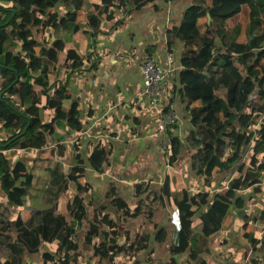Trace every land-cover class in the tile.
<instances>
[{"label": "trees", "instance_id": "obj_1", "mask_svg": "<svg viewBox=\"0 0 264 264\" xmlns=\"http://www.w3.org/2000/svg\"><path fill=\"white\" fill-rule=\"evenodd\" d=\"M115 1L100 0L101 4L94 6V12L88 15L91 33L101 29L103 14L107 18L113 15L110 7ZM125 1L120 0L119 5L124 6ZM62 2L63 13L57 10ZM155 2L132 0V7L140 10ZM245 4L249 7V17L245 41H241L240 17ZM90 8L87 0H0V123L12 129L11 135L0 139V188L11 206L19 209L11 216L8 204L0 207V264H29L25 253L42 252L43 242H57L58 248L55 253H42L39 264H76L80 233L74 223L81 225L84 220L89 225L83 234L86 244L91 245L94 239L103 236L101 243L93 246L99 263L107 260L114 264L115 256L122 251L136 257L150 247L149 231L137 233L131 239V231L127 230L126 243L119 244L118 229L103 231L95 221L91 222L80 195L66 202L69 219L57 212L56 204L29 209L23 198L33 185L30 165L23 159L11 161L4 154L17 149L46 148L59 121L76 132L84 130L77 112L78 102L66 107L70 99L68 83L62 80L50 83L43 54L64 50V33L78 30L77 11ZM203 20L204 27L200 23ZM47 28L52 31L53 41L45 38ZM7 40L10 47L4 46ZM17 41L21 47L15 52L13 45ZM179 42L183 44L181 68L173 93L180 96L187 128L183 139L178 136V125L170 131L173 146L168 161L173 166L182 153L188 152L193 169L208 165L210 171L220 165L229 176L214 191L210 180L206 181L207 188L191 191L176 189L174 177L167 174L158 189L150 182L135 185L136 195L149 198L154 193V199H161V203L170 201L178 208V241L169 247L170 259L160 264H209L205 255L213 251V236L221 231L232 208L244 218L245 226L257 218L246 211V200L239 193L252 189L254 194H259L264 184V0H191L183 9L180 21L167 34L168 47ZM49 44L55 50L48 49ZM66 55L72 61L68 65L71 73L77 71L81 57L74 50H68ZM36 86L42 88L41 93ZM41 94L47 98L42 106ZM48 112L50 116L46 117ZM78 145L75 141L71 146L76 147L73 150L76 162L67 169L62 191L67 198L70 181L76 183L79 194L88 191L80 183L86 170ZM68 151L62 143L50 149L53 156L65 158ZM89 162L95 169L108 166V152L101 143L94 147ZM48 170L63 172V163ZM223 187L227 189L220 190ZM141 200L134 213L126 200L113 201L125 215L138 216ZM21 209L27 213L26 217ZM153 213L150 210L148 216ZM167 236V228L162 227L155 240L162 244ZM2 256H7L4 261Z\"/></svg>", "mask_w": 264, "mask_h": 264}, {"label": "crops", "instance_id": "obj_2", "mask_svg": "<svg viewBox=\"0 0 264 264\" xmlns=\"http://www.w3.org/2000/svg\"><path fill=\"white\" fill-rule=\"evenodd\" d=\"M87 1L90 3L91 8L77 11L76 25L78 26V30L68 31L63 35L65 44L64 50H56L54 53L45 54L51 57L48 63L44 61L49 67L50 83L58 80L68 83L67 88L70 93V99L66 101V107L68 109L73 101L78 102L77 112L81 115V122L85 127L83 131L76 132L75 130H71L64 121L58 122L55 133L51 136V143L46 148L49 149L50 152L51 147L56 146L58 143H62L66 146L67 151H69L66 158L53 156L50 152L51 157L55 160V166L59 163H63L64 169V165H67L66 162L70 163L68 166L76 162V157L73 155V150L76 147L71 146L73 142L78 141L80 145L77 147L82 155L81 159H83L86 170L80 182L83 184V187L89 188V194L86 190L82 195L77 192L75 195L83 196L85 204L88 207L87 212L90 211L89 205H105L104 201H102L105 197V193L103 195L100 193L103 189V183L96 184V180L113 178L112 181L115 183L116 179L114 178H119L122 180L123 185L132 182V185L135 186L139 183L150 182V184L154 186L156 181H161L162 184L165 180V176L170 174V178L172 176L175 179V186L179 182V177L185 179L189 176L190 186H192L189 190L198 191L199 189L207 188L206 181L208 180H202L203 177L201 175L196 176V172L199 168L205 169L206 167L207 170V165L193 169L189 159L188 171H182V173L178 171L180 170L179 168H182L181 163H183V158H189V155L186 156L184 154L185 152L178 158L177 162H180L178 169H176V167L167 169L164 171V174L161 175L163 166L166 163L170 164L168 161L169 157L159 149V137L154 135L153 132L158 120L167 111V107H164L159 114L145 102L142 95V76L138 67L140 61L147 57L153 58L167 68L170 67L171 87L165 91L163 99L166 103H172L179 111L182 121L177 124L179 127L178 136H181V139H183L187 128L184 119V107L181 103L179 94L177 92L173 93V87L177 86V72L181 68L180 59L183 44L179 42L172 48L168 47L167 34L175 25V22L180 21L182 11L186 8L187 4H182L184 0H156L155 3L149 4L140 10H133L132 0L125 1L126 3L124 6L119 5L120 0H116L114 3L115 5L110 7V11H113V15L107 18L106 14H103L101 29L91 33L92 28L89 24L88 15L90 12H94V6L101 4V2L100 0ZM64 4L65 3L62 2V5L57 7V10L61 13L64 12L62 8ZM244 10H247L249 14L248 5H243L241 13V16L243 15L242 19H245L243 14ZM242 19H240V21L243 30L239 39L245 41V37L243 38V36H245L247 23L244 24ZM45 30V38L49 42L53 41L51 29L47 28ZM9 45L10 41L7 40L4 46L10 47L11 45ZM20 47L21 43L17 41L13 45V50L17 52L20 50ZM48 49L55 50V47L49 44ZM68 50L76 51L82 61L77 71L73 73H71V70L68 68V65L72 61L66 59ZM170 53L173 54L175 60L172 66L168 65V55ZM1 59L3 60L4 56H1ZM55 68L57 69L56 74L52 72ZM1 81L2 78L0 76V85ZM39 92L41 93V91ZM41 98L42 106L46 103L47 98L42 94ZM49 112L46 114V117L47 115L50 116ZM51 117L53 118V114ZM2 127L7 133L11 132L9 131L10 128ZM171 131L173 132L174 128H172ZM0 139H2V136H0ZM98 143H101L108 152L109 164L102 169L93 168L89 162V156ZM141 163L150 165L158 164L159 167L157 168H160L161 171H157V174L154 173L153 175V172H155L153 170L156 168H144V175L141 176V167L136 165H141ZM175 165H177V163ZM65 178L67 179L66 174ZM33 179L35 181V177ZM72 183L73 181H70L68 184L69 196L68 198L66 197V202L68 199H72L75 196L72 194V196H70ZM122 184L120 186L123 187ZM226 188L227 187H225V190ZM134 194L136 195V192ZM259 205L262 206V208L259 206L256 209H259L258 213L254 215V217L257 218L251 222H253L255 226L259 225L260 228H263L260 230L262 231L264 230V206L262 204ZM26 206L29 209L31 207L39 209L51 207ZM57 207V212L63 215V212L68 210L66 203L63 210L59 208V205H57ZM18 211L19 209L15 208L14 214L12 213L11 216H15ZM20 211L22 216L26 217L27 213L25 210L21 209ZM235 213L238 215L237 211H235ZM84 227H86L84 231L85 234L88 226ZM223 228L224 225L221 231ZM259 233V238L261 239L263 232ZM80 237L77 238L80 250L77 254L78 259L76 264H104L98 262V257L94 254V248L90 247V244H86L85 241L82 240L83 236L81 237L82 239ZM101 241V238L97 237L93 240V246H98ZM260 242L262 245V241ZM57 248V242H43L41 247L42 252L37 254L25 253L24 257L28 259L29 264H39L41 263L42 253H55ZM262 250V246H259L258 251L261 252ZM6 257L7 256H2V260L4 261ZM117 257L118 256H115V259H117ZM205 258L209 264H233L223 257L217 261L215 259L217 255L214 250L205 255ZM115 264L120 263L115 262ZM235 264L240 263L235 261Z\"/></svg>", "mask_w": 264, "mask_h": 264}, {"label": "rangeland", "instance_id": "obj_3", "mask_svg": "<svg viewBox=\"0 0 264 264\" xmlns=\"http://www.w3.org/2000/svg\"><path fill=\"white\" fill-rule=\"evenodd\" d=\"M186 2L184 0L182 4L188 5L190 0H186ZM243 14L245 16V19H242L243 15L240 17V19H242L243 23L245 24L248 20V11L244 10ZM200 23L201 26L204 27L205 21L203 20ZM244 37L245 36H243V38ZM40 49L41 46H39L38 48L39 52L41 51ZM43 57L46 63L51 60V57L49 55L43 54ZM52 72L56 74L57 69H53ZM36 88L41 91L40 86H36ZM1 124L2 122L0 123V126ZM9 131L11 132L7 133L5 130H3V127L1 126L0 136H2V139H5L6 137L12 134V129H10ZM4 154L7 158H10L11 161L14 162L18 159H23L30 165V170L34 174L35 181L33 179L32 187L30 188L28 194L25 195L23 198L24 205L48 207L57 204L59 205L60 209H64L66 203V196L65 193L62 191L63 187H65V174L67 173V169L70 167L68 166L70 163L66 162L67 165H64V170L62 173H58L56 171L52 173L51 171H48V168H53L55 166V160L51 157L49 149L47 148L38 151H24L17 149L14 151H6L4 152ZM184 154L188 156V153L185 152ZM182 162L183 163H181V165L183 169L179 168L180 170L178 171H181V173L182 171L187 172L189 168V158L184 157ZM176 163L177 165L173 166H171V164L166 163L163 166V171L161 172V175L164 174V171L167 169H173L174 167L178 169V165L180 164V162ZM136 165L141 167V176L144 175V168H156L153 170L155 171L153 172V175L157 171H161L160 168H157L159 167L158 164L150 165L146 163H141V165ZM234 174L235 173H233V175ZM200 175L203 177L202 180L207 179L212 181L211 189L213 191L219 188L221 185H224L227 182L225 181V179L227 180L229 176L228 174H226V172H224V170H222L220 165L216 166L210 171L208 169V165L207 170L206 167L205 169L199 168V170L196 172V176ZM114 179H116L115 183L114 181H112L113 178L96 180V184H101V182L103 183V189L100 193L102 195L105 193V197L102 200L104 201L105 205L104 208H102V206H97L96 204L92 206L89 205L90 211L87 212V214L91 222L95 221L99 228H102L101 230L103 231L107 230L113 232L115 229H118L119 244L126 243L128 239V236L126 235L127 230L131 231V239H133L137 233L146 234L149 231L151 235L150 247L148 250L139 254L136 257H133V254L131 253L122 251L121 253L116 255L118 257L117 259H114V264L115 262H118L120 264H135V260L141 261V264H160L161 262L168 261L170 259L169 247L178 241V233L180 229L178 208L170 201H166V203H161V199H154V193H152L149 198H145L146 195L137 196L134 194L137 191V188L136 186L132 185V182L128 184L125 183V185H123L121 179ZM178 181V184H176L175 186L177 187L176 189H182L185 187L189 190L190 187H192L190 186L189 176H187L185 179L179 177ZM121 184L123 185V187L120 186ZM144 184H146V182ZM160 186L161 181H156L153 187L158 189V187L160 188ZM87 189L89 190V188ZM220 190H225V187L220 188ZM76 192L79 193V191H77L76 184L73 182L72 189L70 190V196L75 195ZM239 194L246 200L245 209H247L248 213L251 216H254L258 213L259 209H256L260 206L259 204H262L264 206V184L262 185V191L259 194H256V196L252 189L242 191ZM67 196H69V189L67 190ZM119 198L126 200L130 204L131 213H134L136 209L135 207L137 206L140 199H142L143 203L141 213L138 216L125 215L121 209H118V207L113 201ZM6 204H8L10 207V213L14 214L15 208H13L8 202L6 193L0 188V207H3ZM87 208L88 207H86V210ZM260 208H262V206H260ZM150 210L154 212L151 217L148 216ZM63 213L68 219L70 218L68 210H65ZM109 221H112L115 227L111 226L109 224L111 222ZM74 225L76 228H78V230H80L79 235L81 237L83 236L84 231L86 229V227L84 226H89L87 220H84L83 224L81 225L80 222H75ZM162 227L167 228L168 236L164 243L161 244L155 240V236L158 230ZM261 229L263 228H260L259 225L255 226L253 222H249L247 226H245L244 218L239 215H236L235 211L231 209L229 211L228 217L226 218L223 230L220 231L217 235L213 236V250L216 252L217 255V258L215 259L219 261V259L223 257L228 262L233 264H235V261H238L240 264H264V230L260 231ZM259 232H263V234L261 235V239L259 238ZM99 237L101 238V240H103L102 235H100ZM260 241H262V245ZM259 246H262L263 250L261 252L258 251ZM90 247H93V244H91ZM152 249H154V252H151ZM128 256L131 258H129ZM258 259L260 263L258 262ZM103 263L109 264L107 260H104Z\"/></svg>", "mask_w": 264, "mask_h": 264}, {"label": "built area", "instance_id": "obj_4", "mask_svg": "<svg viewBox=\"0 0 264 264\" xmlns=\"http://www.w3.org/2000/svg\"><path fill=\"white\" fill-rule=\"evenodd\" d=\"M174 61V56L170 53L168 65L172 66ZM138 67L142 76V95L145 102L159 114L164 107H167V111L158 120L154 132H152L159 137V149L170 155L173 146L170 131L182 121L177 108L172 103H166L163 99L165 91L171 87L170 67L167 68L149 57L142 59Z\"/></svg>", "mask_w": 264, "mask_h": 264}, {"label": "water", "instance_id": "obj_5", "mask_svg": "<svg viewBox=\"0 0 264 264\" xmlns=\"http://www.w3.org/2000/svg\"><path fill=\"white\" fill-rule=\"evenodd\" d=\"M2 97V93H0V98Z\"/></svg>", "mask_w": 264, "mask_h": 264}]
</instances>
